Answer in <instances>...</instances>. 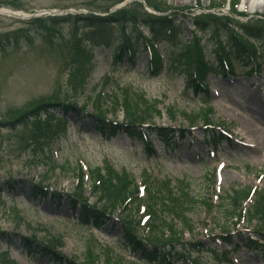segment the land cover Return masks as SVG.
<instances>
[{
	"label": "rangeland",
	"instance_id": "rangeland-1",
	"mask_svg": "<svg viewBox=\"0 0 264 264\" xmlns=\"http://www.w3.org/2000/svg\"><path fill=\"white\" fill-rule=\"evenodd\" d=\"M114 1L117 0H0V8L27 15L47 10L77 11L84 8L87 12H93L98 9L103 11L108 9ZM126 1L128 3L126 10L136 17L141 18L154 13L150 9H147L149 13L146 11L143 0ZM144 1L152 2L151 6L160 9V4L165 5L169 12L180 13L188 18L201 15L200 13L206 12L205 9L209 7L212 14L224 17L238 15L232 12V8L227 4L217 9L221 0ZM234 1L236 0L232 2L229 0L231 3ZM237 1L239 4L237 12L240 15L245 14L248 19L256 18L264 24L263 1L255 4L251 9L248 8L247 0ZM86 11L83 15L87 14ZM234 18L239 20L236 16ZM29 27L30 25L14 18L0 16V264L6 262L53 264L48 256L38 250L27 255L28 250L23 246L21 238L29 237L46 241L48 236L55 238L63 236L65 244L60 254L79 263L87 261V252L90 251L93 253L90 257L98 264L100 263L96 259L97 256L101 261L111 258L109 253L104 252L105 248L102 245L104 243L114 248L121 243L117 239L121 230L119 224L112 225V228L107 226L104 232L99 234L94 230L85 231L71 219L67 196L72 194L76 186V176L73 174L75 160L93 168L101 166L103 157L107 155L109 164L113 163L112 165L118 168L121 165L129 166L138 183L143 178L140 172L148 170L147 173L152 172V176L157 179H184L194 195L205 198L210 192L212 195L218 194L215 186L207 183L206 180L216 162L208 160L206 150L200 144H194L191 149H187V140H185L180 153L166 154L159 165L155 164L156 157L150 156L146 159L140 148L136 145L131 148L123 136L104 142L95 134L91 121L84 125L73 113L67 116L69 123L67 133L57 140L58 146L53 147V159L57 166L51 167L43 156L45 152H41L47 147L46 140L38 141L35 138L40 133L46 136L48 118L50 120L53 115H38V120H33L32 117H19L25 111L53 102L55 98L67 97L68 103L71 105L73 103L75 108L84 105L90 112L93 106L104 105L95 102L98 93L103 92L102 97L107 93L103 98L106 107L115 102L112 96L113 89L119 87L118 92L121 96L124 88L127 90L130 88L137 92L138 98L143 94L158 102L157 108L161 111V117L155 123L164 127H187L184 113L205 107L203 100L197 99L193 92L185 87L183 75H178L181 67L172 72L169 70L158 76H151L147 70V56L143 52L137 53L139 56L134 67L122 66L126 69L125 72L122 67L113 66L112 48L109 45L119 36L117 29L109 28L95 32L77 30L93 54V63L88 66L82 63V57L75 59V55L81 56V54L76 49L75 33L70 30L77 27L74 23L63 25L61 31L57 30L59 33L49 28V39L45 41L30 35L26 36ZM18 35H22L19 42L16 39ZM185 37L186 40L189 39V33L185 34ZM161 47L166 49L165 44ZM88 70L90 71L89 87L79 90V87L82 88L85 84L83 78ZM243 71L244 69L237 70L239 76L220 74L208 77L210 87L213 86L215 92L214 95L211 94L210 106H208L212 109L210 119L214 123L223 122L227 132L231 133L236 141V143L232 142V145L224 144L220 148L224 153L218 156L219 162H224L226 165L222 171L220 197L228 194L230 189L240 191L242 188L264 185V179L257 183L258 174L261 172L264 174V91L257 90L253 86L256 82L255 78L244 75ZM263 74L256 77L258 81L264 80ZM129 95L134 99L133 95ZM115 113L117 121L120 122L123 113L119 109H116ZM58 115L62 116L60 112ZM251 122L253 126H249ZM254 127L259 131H255ZM201 128V124H198L194 134L195 139H200ZM247 135L249 138L245 137ZM246 142L250 143L244 146ZM161 151V149L157 150V153L162 155ZM197 154L201 157L200 160H205L203 164L196 161ZM62 166L64 169L61 168ZM41 181L55 193L63 196L56 207H52L50 201L33 199L32 186ZM108 183L109 186L115 184L113 181ZM88 194L87 190L86 195ZM261 200L256 198V210L264 209ZM90 203H94V200L91 199ZM255 208L248 212L249 218L253 216ZM211 217V215L206 217L201 208L191 214L194 229L190 237L186 234L187 239L191 238L194 242L203 241L204 248H209L210 251L208 254H193L191 261L199 264H231L230 259L222 257L221 250L216 248L219 246L216 245L214 248L210 243L209 236L218 234V229L213 228L211 224L214 222ZM240 226L246 228L244 225ZM247 228L252 229L251 226ZM119 249L126 248L121 245ZM238 254L239 264H261L259 255L255 253L242 250ZM125 255L131 256L128 252ZM111 261L114 262V259L111 258Z\"/></svg>",
	"mask_w": 264,
	"mask_h": 264
},
{
	"label": "trees",
	"instance_id": "trees-1",
	"mask_svg": "<svg viewBox=\"0 0 264 264\" xmlns=\"http://www.w3.org/2000/svg\"><path fill=\"white\" fill-rule=\"evenodd\" d=\"M122 0L114 1L112 5H115L117 3H120ZM102 10V9H98ZM125 10H122L115 14L113 17L101 19L94 16H88V17H75L74 20L81 21V23L86 24V26L92 27V28H104L107 25H115L120 30H124L125 28V22H126V14L124 12ZM135 18V17H134ZM70 18H67L69 20ZM136 20V18H135ZM66 21V20H64ZM53 22V21H52ZM67 22H71L67 21ZM34 23V22H33ZM35 23H40L41 25L35 26L34 30L32 29V32L34 33L35 38L40 39L41 41H45L49 39V31L47 27L43 26V22L37 21ZM57 23V22H56ZM213 24L210 21L209 22H198L195 26L200 29H213ZM144 25L150 30H152L156 36L160 37L161 39H170L174 36L176 37L178 35V32L183 30L182 24L179 23L177 25H170L169 21L166 18L162 19H155V21H145ZM217 23L214 25L216 26ZM224 34L226 36L228 31V26H223ZM245 33L252 35L253 37L259 38V34H255L253 30L248 29L245 31ZM171 35V36H170ZM229 39H231L230 35H227ZM19 37L16 39L18 40ZM137 45L139 44L138 38L135 37ZM238 41V40H237ZM237 41L232 42L231 52L234 59L238 60L239 62H245V64L248 61L247 58V51L244 43H238ZM122 41H118L116 43V51L120 49L122 46ZM115 51V50H114ZM131 51L130 43H126V49H121L120 53L118 55H113V60L117 63H121L124 58L128 55L127 52ZM131 53V52H130ZM189 45L188 42H179L178 48H176V57L177 61L180 65L185 66L186 68V77L185 80L188 84L192 83V77L189 72L190 70V56H189ZM81 61L82 63H87L88 61L84 56L81 55ZM75 59H80L78 55H75ZM220 60L226 61V64L230 67L229 58L227 54L221 53L218 58V65L219 68H222ZM72 61L74 59L72 58ZM201 62V61H200ZM75 63V62H74ZM73 63V64H74ZM157 63L155 58L153 59V64ZM202 64H198V71H199V77L202 80L203 78V70H202ZM74 68H76V65L74 64ZM125 107V105H124ZM46 110L45 108H43ZM70 109V108H69ZM127 109V108H126ZM152 112V113H151ZM153 114H158V112L155 110V106H149L146 110H142L140 108H134L131 110H128L127 113V119L129 124H133L136 121L139 122H146ZM138 116H147V120L145 119H139ZM153 117V116H152ZM99 121H95L96 128H98L102 133H104L106 128H109L110 131H115V128L112 124L106 125L107 123H104L102 119H98ZM202 120L204 122V118L202 117V114H196L193 118L188 120L189 126H195L197 121ZM53 122H56V119L53 120ZM49 129V128H48ZM123 131L131 136L132 138H136L138 140H142L143 138L139 132L138 129L129 127L126 128ZM151 134H155L159 140L164 142L167 145H170L174 142L177 133H179V138H184L185 134L188 133L187 130L179 129L178 131L170 130V129H161V128H151L149 130ZM41 134V133H40ZM189 134V133H188ZM214 135V134H213ZM98 179V178H97ZM119 187H116L114 185L109 186V183H106L102 181L101 187L99 189V196L98 200L102 201L101 209H98L94 206H89L86 204L85 201H83V205L80 209V219L82 223L89 224L94 223L97 228L104 226L106 223L110 222L109 214H115L116 210H121L123 208V211L127 209V199L134 195L136 192L135 187L133 184H127L123 180H119ZM177 184V185H176ZM174 184V187L171 188V186H168L170 184L165 183H156L155 187L152 186V196H157L158 194L161 195L160 201L163 204V208H165V212L171 217V222L167 223L165 220L158 219L157 217L153 216L155 218L154 223L156 224V228L151 231L150 237L148 239L147 244L150 245L151 250L147 252L145 250V246L141 244L142 242L137 239L138 237L134 236V231H132L130 228H127L125 226L124 232L122 234V238L127 243L130 248L133 251L141 250L142 255L144 259L149 258L150 256H157L156 254L160 253L162 249H164V245L154 244L150 243L154 242L155 240H162V241H168L167 239L171 241L177 240L176 237L180 235V233L176 230V224L179 223V225L182 227L181 232L183 231H189V220L185 216V214H192L193 211L196 209L203 208L206 205V198L194 195L191 193L187 187L181 186V182H177ZM93 187V186H92ZM94 189H97L94 187ZM155 189V190H154ZM161 189V190H160ZM37 194H43L46 195L41 188L35 189ZM246 194V191L240 193V197H244ZM81 201V202H82ZM226 203L221 209L220 217L221 220L218 221L217 225H215V228H217L220 231H227L230 227H232L235 224L236 219V206L234 203V200L232 197L225 199ZM127 211V210H126ZM133 233V234H132ZM144 246V247H143ZM46 249L49 253L54 254V248L51 246L46 245ZM172 251V247L170 248ZM160 250V251H158ZM174 252V251H173ZM176 253V252H174ZM157 257L158 259L165 261V256H161L160 254ZM176 259L180 260V255L176 254Z\"/></svg>",
	"mask_w": 264,
	"mask_h": 264
},
{
	"label": "bare ground",
	"instance_id": "bare-ground-1",
	"mask_svg": "<svg viewBox=\"0 0 264 264\" xmlns=\"http://www.w3.org/2000/svg\"><path fill=\"white\" fill-rule=\"evenodd\" d=\"M261 1L264 2V0H247V3L249 4V7L252 8L255 4H259Z\"/></svg>",
	"mask_w": 264,
	"mask_h": 264
}]
</instances>
